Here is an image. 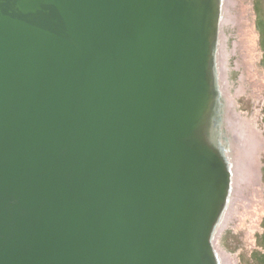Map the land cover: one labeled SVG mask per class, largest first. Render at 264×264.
I'll return each mask as SVG.
<instances>
[{"label":"water","instance_id":"95a60500","mask_svg":"<svg viewBox=\"0 0 264 264\" xmlns=\"http://www.w3.org/2000/svg\"><path fill=\"white\" fill-rule=\"evenodd\" d=\"M220 7L0 0V264H218Z\"/></svg>","mask_w":264,"mask_h":264},{"label":"rangeland","instance_id":"374dc122","mask_svg":"<svg viewBox=\"0 0 264 264\" xmlns=\"http://www.w3.org/2000/svg\"><path fill=\"white\" fill-rule=\"evenodd\" d=\"M218 40L222 52L219 77L215 68ZM213 75L216 102L223 97L229 114L252 135L255 155L250 175L241 182L240 198L233 173V191L230 193L229 187V204L227 197L219 227L217 223L212 235V247L222 264H264V0H225L221 4ZM216 125L219 127L218 121ZM251 184L254 186L246 193Z\"/></svg>","mask_w":264,"mask_h":264},{"label":"bare ground","instance_id":"6f19581e","mask_svg":"<svg viewBox=\"0 0 264 264\" xmlns=\"http://www.w3.org/2000/svg\"><path fill=\"white\" fill-rule=\"evenodd\" d=\"M225 0H221V4H224ZM223 10V8H222ZM222 16V13H221ZM221 19V17H220ZM246 33L245 31H243ZM248 34V33H247ZM249 35V34H248ZM220 38V37H219ZM249 42V40H248ZM221 47L220 40H218L216 52H215V68L218 71L217 76L219 77V68L222 63V52L219 48ZM248 50V49H247ZM215 69V72H216ZM216 77V74H215ZM220 80V78H219ZM214 114L218 115V122L220 132L217 134V141L216 143L218 146H221L222 150L224 151V155L226 160H228L229 163V170L231 172V182H230V193L233 191V182H234V174L236 175V182H235V190L237 191L239 198L242 196V189H241V182L246 180L250 175V166L253 161V157L255 155V147L253 144V137L252 135L247 131L245 126L243 125L240 120L233 118L227 110V105L225 102V99L221 97L218 102L215 104ZM216 140V139H215ZM235 171V172H234ZM248 181V180H247ZM246 182V181H245ZM244 182V183H245ZM249 184V183H246ZM244 184V185H246ZM254 184H251L249 188H247L246 193L250 188H252ZM242 198V197H241ZM230 196L228 197V203L229 204ZM246 208V207H245ZM245 210V209H244ZM249 212V211H248ZM225 214V213H224ZM224 216V215H223ZM242 216V215H241ZM222 217L220 219V224L222 221ZM245 220V219H244ZM219 227V223L217 225ZM216 226V227H217ZM218 264H222V258L219 254L216 253Z\"/></svg>","mask_w":264,"mask_h":264},{"label":"trees","instance_id":"16d2710c","mask_svg":"<svg viewBox=\"0 0 264 264\" xmlns=\"http://www.w3.org/2000/svg\"><path fill=\"white\" fill-rule=\"evenodd\" d=\"M261 247L264 250V232H263L262 237H261ZM263 256H264V254H263Z\"/></svg>","mask_w":264,"mask_h":264}]
</instances>
